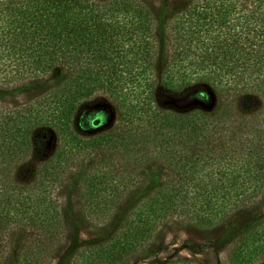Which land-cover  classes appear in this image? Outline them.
Listing matches in <instances>:
<instances>
[{"label": "trees", "instance_id": "obj_1", "mask_svg": "<svg viewBox=\"0 0 264 264\" xmlns=\"http://www.w3.org/2000/svg\"><path fill=\"white\" fill-rule=\"evenodd\" d=\"M160 8L0 0V83L40 85L0 107V264H48L61 250L70 221L52 195L67 175L80 184L78 220L99 236L111 233L113 208L135 200L78 264L130 263L170 225L207 233L261 215L264 0ZM50 135L51 151L18 180ZM255 221L237 233L229 264L264 257V214Z\"/></svg>", "mask_w": 264, "mask_h": 264}, {"label": "rangeland", "instance_id": "obj_2", "mask_svg": "<svg viewBox=\"0 0 264 264\" xmlns=\"http://www.w3.org/2000/svg\"><path fill=\"white\" fill-rule=\"evenodd\" d=\"M155 2L156 6L165 10L168 14L176 9L183 8L189 1L192 0H148ZM13 83H0V107L14 108L24 101H27L35 92L40 88L39 84H33L27 88L14 89ZM175 103V102H169ZM190 105L189 107H192ZM188 108V107H187ZM186 108V109H187ZM176 110H179L176 108ZM116 116L112 115L111 122L115 121ZM115 124V122L113 123ZM54 140L52 135L48 138L46 148L41 152L40 157L31 159L28 163L29 169L24 170L17 176L18 180L28 179V175L34 170V165L38 159L46 156L53 148ZM84 164H90L84 162ZM95 165L88 166L85 170H93ZM96 168V167H95ZM75 170V169H74ZM27 174V175H26ZM151 181V180H150ZM149 181V182H150ZM146 182L140 190L145 192L150 183ZM62 206L68 214L70 221V232L67 240L63 244L61 250L51 258L48 264H78L76 255L82 249L101 245L108 236L120 227V221L124 215L132 208L135 200L130 196L124 198L115 208L117 213L116 220L111 227V233L106 232L103 236L94 234V231L87 225L82 224L78 220V214L81 208L80 201V184L77 177L64 176L62 181L57 186L52 195ZM139 194H137L138 198ZM260 216L249 215L248 213L236 217L233 228L230 225H225L220 228H215L211 232L202 233L192 228H186L182 225H170L163 234L159 236L156 243L152 245L151 250L142 257H138L127 264H166L168 262L183 259L192 260L201 264H229L228 254L232 247L237 233L245 231L248 226L256 222L255 220L261 219L264 214V205L259 209ZM260 217V218H259ZM231 228V229H229ZM254 264H264V257L255 262Z\"/></svg>", "mask_w": 264, "mask_h": 264}]
</instances>
